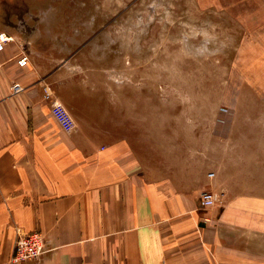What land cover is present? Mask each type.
Returning <instances> with one entry per match:
<instances>
[{
    "label": "crops",
    "instance_id": "1",
    "mask_svg": "<svg viewBox=\"0 0 264 264\" xmlns=\"http://www.w3.org/2000/svg\"><path fill=\"white\" fill-rule=\"evenodd\" d=\"M18 51L0 54V264H264V194L234 185L219 146L82 123L53 90L45 97L56 73L32 55L20 67ZM14 82L24 90L13 94ZM204 190L219 194L214 208H201ZM33 231L48 251L12 262L19 232Z\"/></svg>",
    "mask_w": 264,
    "mask_h": 264
},
{
    "label": "rangeland",
    "instance_id": "2",
    "mask_svg": "<svg viewBox=\"0 0 264 264\" xmlns=\"http://www.w3.org/2000/svg\"><path fill=\"white\" fill-rule=\"evenodd\" d=\"M247 1L0 0V25L17 22L14 45L56 73L82 123L178 145L190 133L235 160L238 189L264 194V3Z\"/></svg>",
    "mask_w": 264,
    "mask_h": 264
},
{
    "label": "built area",
    "instance_id": "3",
    "mask_svg": "<svg viewBox=\"0 0 264 264\" xmlns=\"http://www.w3.org/2000/svg\"><path fill=\"white\" fill-rule=\"evenodd\" d=\"M15 37L7 31H0V54L6 49V46L15 42ZM19 48L17 62L20 67H27L30 63V52L24 45H17ZM12 93L17 94L24 90V87L19 82H14L11 87ZM53 92L50 85L45 86V97H52ZM212 175V174H210ZM219 201V194L204 190L200 195V206L204 209L214 208ZM47 244L46 237L42 232L33 231L30 233L19 232L15 242L12 262H24L28 260H37L41 258L46 252Z\"/></svg>",
    "mask_w": 264,
    "mask_h": 264
},
{
    "label": "flooded vegetation",
    "instance_id": "4",
    "mask_svg": "<svg viewBox=\"0 0 264 264\" xmlns=\"http://www.w3.org/2000/svg\"><path fill=\"white\" fill-rule=\"evenodd\" d=\"M8 24H9V25L11 24L13 27H17V26H18L17 23H11V22H9Z\"/></svg>",
    "mask_w": 264,
    "mask_h": 264
}]
</instances>
